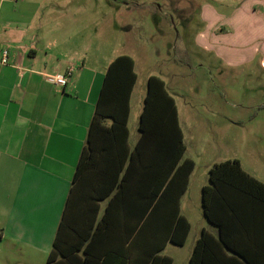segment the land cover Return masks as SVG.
<instances>
[{"label": "crops", "instance_id": "1", "mask_svg": "<svg viewBox=\"0 0 264 264\" xmlns=\"http://www.w3.org/2000/svg\"><path fill=\"white\" fill-rule=\"evenodd\" d=\"M234 2L238 4L223 0L221 11L206 5L202 8L205 27L196 42L208 52L223 50L226 67L245 64L250 69L249 61L257 57V70L264 73V0ZM70 6L60 4L54 9V2L47 0H0V55L3 49L9 50V65H0V264H48L107 68L123 55L133 59L137 74L130 99V149L139 139L151 76L146 78L141 94L137 93V63L131 55H114L104 62L91 56L88 62L84 50L83 55L72 57L66 50L71 44L67 34ZM69 69L73 73L65 86L48 82V78ZM176 106L186 146L177 102ZM208 168L209 172L212 166ZM187 193L188 189L180 209L191 230L183 246L166 243L156 253L165 237L161 226L143 224L144 218L135 224L139 208H122L114 202L110 205L111 196L98 201L97 209L90 202H82L69 212L68 221L75 225L78 235L64 231L62 246L67 252L77 244L78 252L70 256L71 261L63 258L60 263L185 264L186 260L190 264L202 233L217 239L218 230L203 214L205 224L200 225L191 244L192 221L184 209ZM199 204L203 213L202 194ZM257 242L259 248L254 251L260 257L255 260L251 254V258L255 264H264V238ZM189 243L191 253L184 259L176 248ZM211 248L212 264H246L215 242Z\"/></svg>", "mask_w": 264, "mask_h": 264}, {"label": "trees", "instance_id": "2", "mask_svg": "<svg viewBox=\"0 0 264 264\" xmlns=\"http://www.w3.org/2000/svg\"><path fill=\"white\" fill-rule=\"evenodd\" d=\"M136 82L131 57L119 56L108 66L48 264H61L63 258L71 261L70 256L78 252L77 244L67 252L62 246L64 231L78 235L75 225L68 221L69 212L82 202H90L97 209L98 201L111 196L110 205L114 202L122 208H139L135 224L144 218L143 224L161 226L165 242L155 248L156 253L166 243H186L191 226L181 213L180 201L195 163L184 158L186 146L176 102L165 82L156 76L147 81L140 135L130 149V99ZM202 209L218 235L216 239L202 233L190 264H212L209 256H214V242L246 264H255L251 254L255 260L260 257L254 249L264 238V183L246 172L238 160L215 164L209 171L208 185L202 188Z\"/></svg>", "mask_w": 264, "mask_h": 264}, {"label": "rangeland", "instance_id": "3", "mask_svg": "<svg viewBox=\"0 0 264 264\" xmlns=\"http://www.w3.org/2000/svg\"><path fill=\"white\" fill-rule=\"evenodd\" d=\"M47 1L54 2V9L71 5V44L66 50L72 57L84 50L88 62L91 56L104 62L114 55H131L140 76L137 93L144 92L148 76L166 82L186 135L184 158L196 165L184 200L192 221L191 244L205 224L199 202L202 185L208 184V167L238 160L264 183V73L257 70L259 58L249 61L250 69L245 64L226 67L223 50L208 52L196 42L205 27L202 8L221 11L223 0ZM176 250L186 259L191 245Z\"/></svg>", "mask_w": 264, "mask_h": 264}, {"label": "built area", "instance_id": "4", "mask_svg": "<svg viewBox=\"0 0 264 264\" xmlns=\"http://www.w3.org/2000/svg\"><path fill=\"white\" fill-rule=\"evenodd\" d=\"M0 65L6 66L9 65V50L8 48H5L2 50L0 55ZM73 70L69 69L65 74L57 75L54 77L48 78V82L59 85V86H65L72 76Z\"/></svg>", "mask_w": 264, "mask_h": 264}]
</instances>
